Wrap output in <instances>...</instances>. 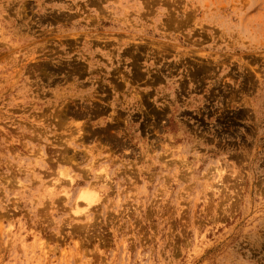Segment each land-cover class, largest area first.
Returning a JSON list of instances; mask_svg holds the SVG:
<instances>
[{
	"label": "rangeland",
	"instance_id": "374dc122",
	"mask_svg": "<svg viewBox=\"0 0 264 264\" xmlns=\"http://www.w3.org/2000/svg\"><path fill=\"white\" fill-rule=\"evenodd\" d=\"M0 264H264V0H0Z\"/></svg>",
	"mask_w": 264,
	"mask_h": 264
},
{
	"label": "bare ground",
	"instance_id": "6f19581e",
	"mask_svg": "<svg viewBox=\"0 0 264 264\" xmlns=\"http://www.w3.org/2000/svg\"><path fill=\"white\" fill-rule=\"evenodd\" d=\"M89 192H90V188H85V189L81 190L80 198L84 199L85 201L89 202V204H90L92 201V195Z\"/></svg>",
	"mask_w": 264,
	"mask_h": 264
}]
</instances>
